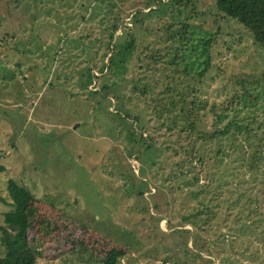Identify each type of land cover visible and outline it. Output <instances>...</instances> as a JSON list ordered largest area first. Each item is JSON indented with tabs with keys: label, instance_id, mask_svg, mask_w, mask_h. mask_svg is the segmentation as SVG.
I'll return each mask as SVG.
<instances>
[{
	"label": "rangeland",
	"instance_id": "rangeland-1",
	"mask_svg": "<svg viewBox=\"0 0 264 264\" xmlns=\"http://www.w3.org/2000/svg\"><path fill=\"white\" fill-rule=\"evenodd\" d=\"M145 1L0 0V224L13 178L38 199L28 208L36 264H104L113 247L124 250L117 264H264V164L254 181L228 169L251 152L245 131L194 141L203 154L221 148L215 167L192 169L184 158L179 168L186 133L130 92V70L103 67L109 22L118 14L131 25ZM193 2L190 47L213 41L212 65L192 91L220 107L240 80L251 82L261 95L255 106L238 103L246 121L264 109V48L214 0ZM190 47L183 59L203 67ZM114 81L144 126L115 117L114 103L94 93Z\"/></svg>",
	"mask_w": 264,
	"mask_h": 264
},
{
	"label": "trees",
	"instance_id": "trees-1",
	"mask_svg": "<svg viewBox=\"0 0 264 264\" xmlns=\"http://www.w3.org/2000/svg\"><path fill=\"white\" fill-rule=\"evenodd\" d=\"M214 4L223 15L241 23L249 31L253 42L264 48V0H214ZM194 7L193 0H146L144 7L132 13L131 25L122 24V19L115 14L107 26V45L111 46L108 61L103 67L115 72L130 70V92L152 99L157 116L169 119L170 129L179 128L186 133L189 140L183 148L187 154L179 159V168L183 166L181 160L184 158L192 169L195 167L194 162L206 163L211 160V167L218 165L220 159L215 162L216 155L221 154L218 145L214 147L212 155L203 154L200 148L194 149L193 143L196 140L217 141L235 129L245 131L246 139L252 144L251 152L247 157L240 158L239 165L229 166L228 169H236L233 171L236 176L245 173L249 180L254 181L256 171L264 164V109L255 108L252 116L245 117L246 121L237 119V111L240 110L238 103L255 106L261 94L252 92L249 86L251 82L242 79L239 81L241 92L235 91L230 95L227 105L217 107L216 104H208L206 98L192 91L196 83L199 85L204 81L201 76L204 77L212 65L210 47L213 41L209 37L200 44L201 48L195 45L190 47L193 24L189 18L198 14ZM118 27H121L120 33L116 32ZM189 47V54L203 56V67L187 65L191 60H184L183 54ZM194 77L197 78L195 83L191 81ZM94 93L100 99H107L109 104L114 103L111 114L115 117L125 118L127 122L132 118L130 122L144 126L141 117L132 114L126 107L125 97L130 100V96L125 94L120 82L103 83ZM139 133L140 138L144 139L142 132ZM128 135L133 141L136 140L130 130ZM0 168L3 169V166L0 165ZM195 178L197 180L198 176ZM6 189L13 207L4 212V223L0 224V243L4 248L0 264H36L37 250L29 235L28 208L38 199L29 187L13 178L7 180ZM123 253L121 248L113 247L106 252L102 261L104 264H117Z\"/></svg>",
	"mask_w": 264,
	"mask_h": 264
}]
</instances>
